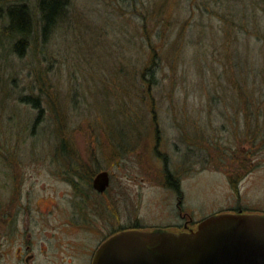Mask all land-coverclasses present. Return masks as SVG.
<instances>
[{"label": "rangeland", "instance_id": "374dc122", "mask_svg": "<svg viewBox=\"0 0 264 264\" xmlns=\"http://www.w3.org/2000/svg\"><path fill=\"white\" fill-rule=\"evenodd\" d=\"M62 1L49 37L36 26L22 55L0 50V231H11L13 213L21 231L3 240L5 264L19 244L20 264L31 254L33 264H87L107 237L65 223L80 219L66 177L75 167L120 164L112 187L123 220L178 218V200L158 185L163 167L194 218L264 215V41L253 28L228 44L223 14L235 12L240 32L251 1L170 0L169 19L151 14L164 0ZM251 23L264 30V19ZM128 168L138 178L122 176Z\"/></svg>", "mask_w": 264, "mask_h": 264}, {"label": "water", "instance_id": "95a60500", "mask_svg": "<svg viewBox=\"0 0 264 264\" xmlns=\"http://www.w3.org/2000/svg\"><path fill=\"white\" fill-rule=\"evenodd\" d=\"M94 264H264V215L219 213L190 232L123 231L102 244Z\"/></svg>", "mask_w": 264, "mask_h": 264}, {"label": "flooded vegetation", "instance_id": "af4514ba", "mask_svg": "<svg viewBox=\"0 0 264 264\" xmlns=\"http://www.w3.org/2000/svg\"><path fill=\"white\" fill-rule=\"evenodd\" d=\"M117 167L120 164H116ZM75 171L68 177L67 183L69 186L74 190L75 195L78 197L79 205L77 207L79 216L77 221L74 222L70 218V213L66 217V225H75L80 230H86L92 235L98 236H107L103 242L98 246L95 245L94 247L90 248L86 253V262L87 264H94V260L99 248L105 243L108 239L112 238V236L129 230H140V231H169L174 233L179 232H190L196 230L198 225L206 218L218 214L209 215L203 219L194 218L190 210L183 208L182 204L184 202L183 198H185V193L181 188V182L179 178H175L168 170V167H163V174L162 181L159 186L161 185L162 188L168 191L167 197L171 199L178 200L176 204V211L175 214L177 215V219L171 218V216L167 215L166 220H159L157 219L156 222L146 223L144 219L140 216H136L132 219H128L125 217L123 220L122 214L126 212L124 205H119L118 196L114 194L113 190V182L116 181L113 179L115 174H118L113 168L111 167H75ZM6 171V170H5ZM10 173H8L9 175ZM14 174V173H13ZM122 176H130L133 175L135 178H138V174L134 173V170L128 168V172L121 173ZM6 175H4L5 178ZM101 176H105V181L107 185L105 188L101 187V182L97 179ZM14 179L12 182V193L10 199L13 200V197H16V193L19 194L20 192V182L19 180ZM131 177V176H130ZM231 179V177H230ZM134 181L131 182H135ZM7 182V181H6ZM137 182V181H136ZM138 187V186H137ZM5 187L2 188L4 191ZM9 190L7 189V192ZM142 197V196H141ZM2 202V201H1ZM141 202V201H140ZM136 201H132L131 203H135L136 209H139V206L136 203H140ZM5 203V202H4ZM130 201L127 203L128 209H132ZM3 205V203H2ZM133 210V209H132ZM242 211L238 210L233 213H241ZM243 213V212H242ZM91 218V220L88 219ZM70 218V220H69ZM120 220L117 223V220ZM12 225L13 228L10 232H8L5 228H2L0 232H2L1 236V243H0V264H5V244L3 240L9 238H17L21 233L20 226H19V219L16 218L15 214L13 213L12 216ZM116 221V222H113ZM63 224V223H62ZM7 232V233H6ZM20 248L17 249V256L16 263L20 264L24 254L21 252L24 250L21 245H18ZM31 245L26 244V250L30 251ZM34 254L28 255L25 259V262L28 264H33Z\"/></svg>", "mask_w": 264, "mask_h": 264}, {"label": "trees", "instance_id": "16d2710c", "mask_svg": "<svg viewBox=\"0 0 264 264\" xmlns=\"http://www.w3.org/2000/svg\"><path fill=\"white\" fill-rule=\"evenodd\" d=\"M169 1L170 0H164L163 3H160V6L157 4V7L151 13L152 16L154 18H156V16L157 18L164 16L165 19H169V17H171L174 13V7L169 4ZM172 1L175 3V0ZM250 1L252 3L251 8H244L239 11L240 19L249 23L248 26L246 25L247 23L245 24L239 20L240 26L245 24L244 26H241L242 29H239L240 32L236 31L235 24H231V22H233L231 18H235L236 16L235 12L231 10L223 12L224 15L227 14L225 15V18H230L225 21V25H227L225 27V34L228 40L231 41V43L228 44L232 45L235 43L237 40L236 36L239 33L243 34L245 29V34H243V36L250 35L248 33H253V31H251L253 28L255 29L254 32L258 34L255 35L258 40L264 41V30L260 23L255 25V27L251 26V22L264 19V0ZM258 6H261L262 9L258 10ZM63 11L64 3L62 0H0V50L8 43V45H10V49H14L16 53L22 55L25 52L26 46H28L29 39L34 37L33 34L36 26L41 28L42 34L46 38L49 37L55 30ZM36 12L40 13L39 17H37ZM259 13L262 16H260ZM223 14L222 16H224ZM167 23L168 22H165L164 24V31ZM144 29L147 38L150 39L148 24L145 25ZM3 51L6 53L5 50ZM150 61L152 64L155 63V59L153 58H151ZM147 70H152V67ZM148 82H150V80ZM39 102V100L37 101L33 99L30 103H32L35 107H39ZM65 145V142L62 141V144L60 145L62 150H66Z\"/></svg>", "mask_w": 264, "mask_h": 264}]
</instances>
